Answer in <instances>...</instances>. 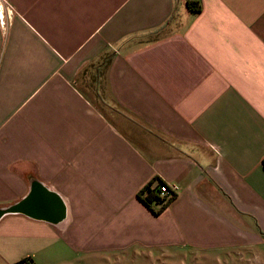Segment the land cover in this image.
I'll list each match as a JSON object with an SVG mask.
<instances>
[{
    "label": "crops",
    "instance_id": "crops-1",
    "mask_svg": "<svg viewBox=\"0 0 264 264\" xmlns=\"http://www.w3.org/2000/svg\"><path fill=\"white\" fill-rule=\"evenodd\" d=\"M263 161L264 0H0V264H264Z\"/></svg>",
    "mask_w": 264,
    "mask_h": 264
},
{
    "label": "rangeland",
    "instance_id": "rangeland-1",
    "mask_svg": "<svg viewBox=\"0 0 264 264\" xmlns=\"http://www.w3.org/2000/svg\"><path fill=\"white\" fill-rule=\"evenodd\" d=\"M160 183V182H159ZM158 183V184H159ZM158 184L156 187H158ZM98 258V257H97ZM114 258L110 259V261L108 260L107 263H103V259L98 258V262H96L97 264H111V263H115V264H163L162 260H163V256L162 253H148L144 250H134L130 251L129 253L126 252L124 253L123 257L120 258V263L117 259V262H114ZM176 261V260H175ZM177 263H179L178 261H176ZM190 261H187L186 264H188ZM191 263V262H190ZM93 264V263H91ZM198 264V263H196Z\"/></svg>",
    "mask_w": 264,
    "mask_h": 264
},
{
    "label": "trees",
    "instance_id": "trees-1",
    "mask_svg": "<svg viewBox=\"0 0 264 264\" xmlns=\"http://www.w3.org/2000/svg\"><path fill=\"white\" fill-rule=\"evenodd\" d=\"M188 7L191 8L192 10H195V11H200L201 10V4L200 3L188 2ZM263 163H264V161H263ZM159 182L160 183H165L162 180H160ZM158 191H159L158 187L152 188V184L149 183L139 193L140 199L144 203L149 205L150 208H152L151 206H152L153 203H158V204L161 205L160 209L158 211H155L156 214H159L160 212H162V210L166 209V207L171 202V200H169L167 203H162V199H161ZM15 264H30V259L29 258L27 259V257H26V258L16 262Z\"/></svg>",
    "mask_w": 264,
    "mask_h": 264
},
{
    "label": "built area",
    "instance_id": "built-area-1",
    "mask_svg": "<svg viewBox=\"0 0 264 264\" xmlns=\"http://www.w3.org/2000/svg\"><path fill=\"white\" fill-rule=\"evenodd\" d=\"M158 189L159 195L162 199V203H167L169 200H172L177 196L179 186L177 184H167L165 182L159 183Z\"/></svg>",
    "mask_w": 264,
    "mask_h": 264
},
{
    "label": "water",
    "instance_id": "water-1",
    "mask_svg": "<svg viewBox=\"0 0 264 264\" xmlns=\"http://www.w3.org/2000/svg\"><path fill=\"white\" fill-rule=\"evenodd\" d=\"M59 214H61V208H60Z\"/></svg>",
    "mask_w": 264,
    "mask_h": 264
}]
</instances>
